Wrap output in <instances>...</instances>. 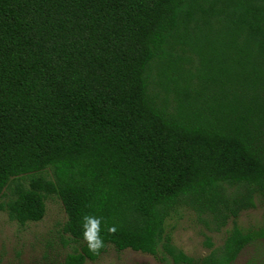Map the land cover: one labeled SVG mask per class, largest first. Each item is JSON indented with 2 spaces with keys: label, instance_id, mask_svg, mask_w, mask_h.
<instances>
[{
  "label": "trees",
  "instance_id": "1",
  "mask_svg": "<svg viewBox=\"0 0 264 264\" xmlns=\"http://www.w3.org/2000/svg\"><path fill=\"white\" fill-rule=\"evenodd\" d=\"M263 191L264 0H0V210L25 224L58 198L63 264L109 244L191 264L183 208L232 218L203 257L231 264L264 236L236 222Z\"/></svg>",
  "mask_w": 264,
  "mask_h": 264
},
{
  "label": "rangeland",
  "instance_id": "2",
  "mask_svg": "<svg viewBox=\"0 0 264 264\" xmlns=\"http://www.w3.org/2000/svg\"><path fill=\"white\" fill-rule=\"evenodd\" d=\"M233 190L231 187L229 191ZM7 196L1 198L6 201ZM211 214H198L183 208L169 220L173 243L193 258L191 264H203V257L220 246L232 226V218L219 230L209 224ZM66 213L56 197L46 200V211L39 221L20 224L0 210V264H63L67 253L78 243L64 232ZM236 222L242 230L264 229V191L254 198V206L242 210ZM84 264H163L150 254L132 249L118 250L112 244L98 259ZM169 264H172L169 262ZM231 264H264V236L246 245Z\"/></svg>",
  "mask_w": 264,
  "mask_h": 264
},
{
  "label": "clouds",
  "instance_id": "3",
  "mask_svg": "<svg viewBox=\"0 0 264 264\" xmlns=\"http://www.w3.org/2000/svg\"><path fill=\"white\" fill-rule=\"evenodd\" d=\"M83 239L85 240L87 247L90 252L94 254H98L99 251L105 247L104 240L100 235V224L101 219L93 216H84L83 217ZM110 233H115L117 228L115 225L108 228Z\"/></svg>",
  "mask_w": 264,
  "mask_h": 264
}]
</instances>
